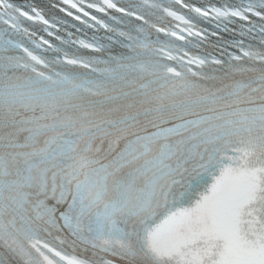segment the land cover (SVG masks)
Instances as JSON below:
<instances>
[{
  "label": "snow or ice",
  "instance_id": "obj_1",
  "mask_svg": "<svg viewBox=\"0 0 264 264\" xmlns=\"http://www.w3.org/2000/svg\"><path fill=\"white\" fill-rule=\"evenodd\" d=\"M0 264H264V0H0Z\"/></svg>",
  "mask_w": 264,
  "mask_h": 264
}]
</instances>
